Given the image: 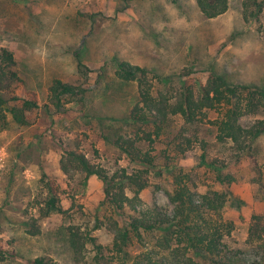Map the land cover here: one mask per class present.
<instances>
[{"label":"rangeland","instance_id":"1","mask_svg":"<svg viewBox=\"0 0 264 264\" xmlns=\"http://www.w3.org/2000/svg\"><path fill=\"white\" fill-rule=\"evenodd\" d=\"M0 46L14 53L24 81L16 95L35 92L39 103L28 114L30 125L12 124L0 134V252L7 258L0 264L37 257L57 264H122L112 248L123 218L106 203L104 183L91 177L81 191L80 177L70 180L60 164L67 151L78 149L110 172L139 168L106 140L108 128L98 119L100 112L111 116L135 103L134 86L105 92L115 58L163 76L191 74L193 79L185 77L190 82L206 81L205 72L212 68L234 83L264 86V12L258 23H246L243 0H229L228 11L212 19L204 16L197 0H0ZM104 67L107 78L101 75ZM56 79L90 90L87 102L64 98L58 110L50 100ZM207 116L197 125L176 120L173 135L197 138L180 165L190 173L197 200L210 190L231 195L223 216L235 226L228 241L232 255L243 264H264V250L247 245L254 216H264V136L256 144L255 163L230 162L231 148L216 141V128L209 121L218 113ZM257 118H264V111ZM156 146L157 153L166 148L160 142ZM203 146L208 161L230 162L225 173L236 181L221 184L201 165ZM150 179L141 194L143 206L157 204L172 212V178ZM49 180L59 186L63 212L41 219L39 203ZM24 222L38 226L39 233L32 235ZM72 229L96 238L102 252L88 240L82 260L76 262L69 243ZM146 244L153 247L150 238ZM145 248L134 241L135 253ZM12 253L18 258H10Z\"/></svg>","mask_w":264,"mask_h":264},{"label":"trees","instance_id":"2","mask_svg":"<svg viewBox=\"0 0 264 264\" xmlns=\"http://www.w3.org/2000/svg\"><path fill=\"white\" fill-rule=\"evenodd\" d=\"M123 1L128 3L130 0ZM197 2L209 19L221 16L229 9V0ZM263 12L264 0H243L246 23H258ZM228 44L225 43L222 48ZM111 65V77L107 75L108 67L102 69L101 75L108 77L105 92L134 86L135 103L125 112H116L111 116L99 111L98 119L108 128L106 140L139 168H132L131 171L121 168L110 172L100 164H93L78 149L67 151L60 164L70 180L80 177L78 188L81 191H85L91 177H97L104 183L105 201L123 218L124 223L117 228L112 253L122 264H243L232 255L234 252L228 243L235 226L223 216L224 208L233 201L231 195L210 190L201 196V200L196 199L190 184V173L181 167L179 159L194 148L197 138H187L182 132L173 135L172 129L176 120L183 121L185 125H197L207 120L209 112L216 111L218 117L209 121L216 128V141L231 148L229 161L238 163L243 159H252L255 163L256 144L264 136V118H257L264 111V86L234 83L212 68L205 72L206 81L197 78L190 82L185 77L193 79L191 74L163 76L151 68L118 58ZM17 66L14 53L0 46V134L12 124L20 127L30 125L28 114L39 107L35 92H28L25 97L16 95L17 88L24 83ZM80 67L83 64L80 63ZM174 77L179 80L177 84ZM89 93L86 88L60 79L54 80L50 86V100L58 110L62 108L64 98L85 104ZM159 142L166 148L157 153ZM202 148L201 165L218 182L236 181L234 175L225 173L230 162L218 159L208 161L206 147ZM152 176L172 178V191L169 192L174 204L172 212L157 204L143 206L141 194L150 187ZM44 186L46 196L39 203L41 219L63 212L59 186L52 180L45 182ZM126 207L133 214H128ZM24 224L32 235L39 233L35 224ZM146 238H150L153 247H148ZM88 240L95 245L98 253L102 252L96 238H86L79 230L69 232V243L76 262L82 260ZM135 240L145 244L146 248L135 253ZM247 245L264 250L263 215L254 216ZM10 258L18 256L12 253ZM6 259L0 252V261ZM19 264L57 263L46 257H37Z\"/></svg>","mask_w":264,"mask_h":264}]
</instances>
